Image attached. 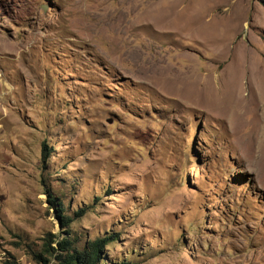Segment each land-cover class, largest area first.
<instances>
[{
	"label": "rangeland",
	"instance_id": "rangeland-1",
	"mask_svg": "<svg viewBox=\"0 0 264 264\" xmlns=\"http://www.w3.org/2000/svg\"><path fill=\"white\" fill-rule=\"evenodd\" d=\"M110 234L97 264H264V0H0V264Z\"/></svg>",
	"mask_w": 264,
	"mask_h": 264
},
{
	"label": "trees",
	"instance_id": "trees-1",
	"mask_svg": "<svg viewBox=\"0 0 264 264\" xmlns=\"http://www.w3.org/2000/svg\"><path fill=\"white\" fill-rule=\"evenodd\" d=\"M43 164L46 165V163ZM54 199L56 198H53V200ZM58 207V211L62 212V205L58 204ZM62 219L69 221L68 218L63 217ZM113 241H118V237H116V235L90 239L86 241L83 248L79 250L75 247L73 239H65L57 242L56 249L51 248L49 244L50 240H48L43 245V253H39L37 257L40 260L46 261V255L50 256L54 251H59L60 254L55 256L58 264H97L99 261L101 262L102 257L105 256L103 254V249L108 247Z\"/></svg>",
	"mask_w": 264,
	"mask_h": 264
},
{
	"label": "bare ground",
	"instance_id": "bare-ground-1",
	"mask_svg": "<svg viewBox=\"0 0 264 264\" xmlns=\"http://www.w3.org/2000/svg\"><path fill=\"white\" fill-rule=\"evenodd\" d=\"M208 94H209V92H208ZM207 96L208 97L206 98V100H208V102H209L208 104H209V106H211V108H214L215 106L218 105L216 98H214L212 95H207ZM239 100L240 99H234V101H230V100H228V101H226V100L218 101L219 106H220V110L219 111L221 112V114L228 113L229 115L233 116V120H236L237 116L240 115V113L242 112L241 109H240ZM242 106H243V104H242ZM243 109H244V106H243Z\"/></svg>",
	"mask_w": 264,
	"mask_h": 264
}]
</instances>
